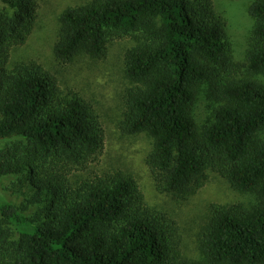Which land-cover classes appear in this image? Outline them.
<instances>
[{
  "label": "trees",
  "instance_id": "16d2710c",
  "mask_svg": "<svg viewBox=\"0 0 264 264\" xmlns=\"http://www.w3.org/2000/svg\"><path fill=\"white\" fill-rule=\"evenodd\" d=\"M37 10L38 0H0V264H264V86L244 76L264 77V0L248 9L244 63L211 0H88L58 17L59 64L135 42L116 127L151 140L145 165L158 193L185 202L215 175L249 201L207 206L197 261L132 174H90L105 142L92 105L36 62L9 64Z\"/></svg>",
  "mask_w": 264,
  "mask_h": 264
},
{
  "label": "rangeland",
  "instance_id": "374dc122",
  "mask_svg": "<svg viewBox=\"0 0 264 264\" xmlns=\"http://www.w3.org/2000/svg\"><path fill=\"white\" fill-rule=\"evenodd\" d=\"M88 0H38L37 20L28 40L11 53V65L18 62H36L55 75L61 88L72 90L94 108L104 130L105 142L102 153L90 165V174H102L121 170L132 174L146 204L175 221L182 253L197 261L198 235L207 206L211 204H235L249 202L246 197L232 191L215 175L195 195L185 202H174L155 190L145 158L152 142L144 134L120 136L117 122L121 116L123 95L130 87L124 76L123 56L134 46L132 39L113 40L106 46L105 55L99 59L79 56L67 64L57 63L53 57V43L58 29V17L69 7L79 6ZM217 15L225 22L226 41L237 63H244L253 21L249 16L252 0H211ZM246 78L264 86V77L247 73ZM203 104L198 112L203 110ZM201 113V112H200ZM15 178L3 183L1 193H12ZM16 190V187L15 189ZM15 204L23 203L21 195H12ZM10 199V200H11Z\"/></svg>",
  "mask_w": 264,
  "mask_h": 264
}]
</instances>
